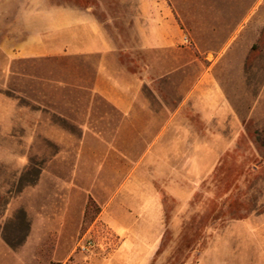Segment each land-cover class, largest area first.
I'll return each instance as SVG.
<instances>
[{"label": "rangeland", "instance_id": "1", "mask_svg": "<svg viewBox=\"0 0 264 264\" xmlns=\"http://www.w3.org/2000/svg\"><path fill=\"white\" fill-rule=\"evenodd\" d=\"M67 1L93 6L123 30L127 16L115 0ZM169 1L188 38L178 58L195 61L194 78L209 68L237 116L235 124L211 123L219 155L186 199L162 189L163 226L145 264H264V224L253 227L264 222V0ZM122 53L123 62L154 59ZM78 59L19 62L11 76L0 54V264H128L123 256L135 251L121 253V236L97 221L109 197L101 190L92 196L89 181L105 149L78 145L80 129L66 116L73 101L54 82L71 75L66 66ZM91 103L107 108L83 91L79 112ZM90 197L95 205L85 218ZM85 240L92 246L82 252Z\"/></svg>", "mask_w": 264, "mask_h": 264}, {"label": "crops", "instance_id": "2", "mask_svg": "<svg viewBox=\"0 0 264 264\" xmlns=\"http://www.w3.org/2000/svg\"><path fill=\"white\" fill-rule=\"evenodd\" d=\"M115 2L127 16L122 31L93 6L0 0V54L11 76L17 75L19 62L81 58L66 66L71 75L54 82L68 90L64 99L73 101L66 116L80 129L78 145L105 149L89 181L92 196L101 190L109 197L97 221L121 236V253L135 247L123 256L128 264H145L163 226L162 189L179 200L190 195L194 180L205 178L219 155L210 141L211 123L235 124L237 112L209 68L194 78L189 70L195 61L178 58L188 42L169 0ZM140 51L154 59L121 60L122 52ZM83 91L107 108L91 103L80 113Z\"/></svg>", "mask_w": 264, "mask_h": 264}, {"label": "built area", "instance_id": "3", "mask_svg": "<svg viewBox=\"0 0 264 264\" xmlns=\"http://www.w3.org/2000/svg\"><path fill=\"white\" fill-rule=\"evenodd\" d=\"M185 42H188V38H185ZM92 246V242L90 240H85L81 243L80 249L82 252H86Z\"/></svg>", "mask_w": 264, "mask_h": 264}, {"label": "trees", "instance_id": "4", "mask_svg": "<svg viewBox=\"0 0 264 264\" xmlns=\"http://www.w3.org/2000/svg\"><path fill=\"white\" fill-rule=\"evenodd\" d=\"M94 205L95 201L93 200V198L90 197L85 209V218L89 215V211L93 208ZM99 212L100 210L97 208V213Z\"/></svg>", "mask_w": 264, "mask_h": 264}]
</instances>
